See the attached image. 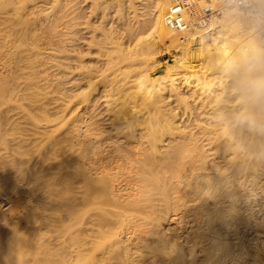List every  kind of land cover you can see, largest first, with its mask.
Listing matches in <instances>:
<instances>
[{
    "label": "bare ground",
    "instance_id": "6f19581e",
    "mask_svg": "<svg viewBox=\"0 0 264 264\" xmlns=\"http://www.w3.org/2000/svg\"><path fill=\"white\" fill-rule=\"evenodd\" d=\"M171 2L0 0V264H264L256 57L213 39L225 59L202 75L203 38L150 72Z\"/></svg>",
    "mask_w": 264,
    "mask_h": 264
},
{
    "label": "rangeland",
    "instance_id": "374dc122",
    "mask_svg": "<svg viewBox=\"0 0 264 264\" xmlns=\"http://www.w3.org/2000/svg\"><path fill=\"white\" fill-rule=\"evenodd\" d=\"M182 1L186 5V9L184 10V14H185L186 20L190 23V27L186 30H183V31L175 30L174 32H175L176 36H172V31L169 30L170 31V32L168 31L169 33L165 32L164 35L162 34L163 36L160 35V37L157 38V40L159 42L158 47H156L157 49H155V48L152 49L153 54L151 53L152 59H150L151 65H150V63L148 64L149 65L148 67H150V68H148V70L150 72H154V74H156V75L163 73L165 66L171 67L173 64L175 65V63H177V61H179L178 58L181 59L182 57L188 56L187 54L190 53V51H188L189 45H198V44L200 45V44H206L207 43L211 48H213L215 50V52H213L214 50L212 51V54H214V57L211 54L212 56L210 58L211 59L210 62H207V64L204 65V67H202V66L197 67L196 70L198 71V69H199V71L201 72L202 75L204 74V72L207 74H210V73H212L213 68H215V69H213V72L217 71L218 67H219V69H221L220 68L221 64L219 61H221L222 57L225 59V56L222 55V53H221V57H219L220 51H219V53L217 51L218 50L217 47H219V46L214 43V40H217V41H219V40H225L226 41L227 40L226 43H229V46H233L235 43H240L242 46H244L246 48V50L250 56L256 57L255 59H253L251 65L248 67L250 75H249V77H247V79L249 78L248 80L253 81V82H255V81L259 82L260 79L264 80V46L261 47L260 41L254 37V34H256L255 32H252V33L250 32V35L248 37H246V39L238 40L235 37V35H236L235 33H237V32H236V30H234L235 26H236V24L234 23V20H237L239 18L240 20L242 19V20L250 21L251 23L252 22H254V23L258 22L259 27L262 29L261 30L260 28H258V32L260 33V31H263L264 30V0H255L257 2V7L255 10L249 11V12L248 11L243 12L239 9H236L233 7H228L220 15H212L211 18L206 22L205 25H203V23H200L199 18L203 15V11L205 10L206 7H212L215 9L216 6L218 5V1L217 0H213V1L212 0H182ZM170 2H171V4H173V0H170ZM171 6L172 5H170V7ZM223 26H224L225 31L227 32V34H224V36L222 35L223 33H219V34L217 33L218 28L221 29V27H223ZM226 26H227V29H226ZM233 31H235V33ZM148 32H147V34L142 35L141 38L143 40H147L149 38L151 39L152 37H156L158 35L156 30H153V29L151 31L149 30ZM199 34L202 37H200ZM229 34H230V36H229ZM228 37H230V38H228ZM203 38L205 39V41L207 40L206 43H205ZM253 42H256V44H252ZM231 49L232 48H230V50ZM217 53L219 55H217ZM215 55H217L219 57V59H216L218 57L215 58ZM174 58L176 60H174ZM212 59L216 60V62H214V63L216 64L218 62L219 65L218 64L215 65L213 63ZM155 62H159L161 64L160 65H159V63L155 64ZM211 63H213V64H211ZM153 65H155V66H153ZM157 66H158V68H157ZM155 67H156V69H155ZM207 68L210 69L209 72H208ZM177 70H179V69H177ZM175 72L177 73L178 71H175ZM175 72L173 71V73H175ZM190 74L191 73H189V75L184 74L183 77L186 76V78L184 77V78H181L179 80H175L176 82L175 81L174 82L176 83V85L180 86L182 84L181 86H184V84L192 82L193 77L195 78L194 74H196V73H194L192 75H190ZM218 74L220 75L221 73H218ZM219 75H217V74L215 75V76H217L216 77L217 79H220V78H222L220 80L226 79V77L225 78L223 77V74L220 75V78H219ZM204 76H206V75H204ZM189 77H190V79H189ZM209 78L210 77H208L207 79H209ZM186 79L188 82H186ZM194 80L195 79H193V81ZM212 80L213 81L215 80V81L213 83H210L209 85H213L215 82L219 81V80L214 79V77H213L211 79V81H209V82H212ZM218 84L213 85L216 88H214L212 86L213 87L212 90H214V91L211 90V86H210V89H208V90H211V92L207 91L208 96L214 95L215 90L217 92H218V90L219 91L221 90L222 87L219 88V86H222V85L219 84V86H218ZM223 84H226V83H223ZM260 95L263 96L262 98H264V83H263V88L260 91ZM196 96H198L197 93L194 96L188 94V96H186V98L190 101L191 99H193ZM249 96H250L249 98H255L256 97L254 93L249 95ZM200 98L207 99L208 97H207V94H205V95H201ZM225 100L222 102V104L224 105L223 107H225V104H226V107H225L226 109L229 110V108H230V110H235V111L237 110V108L233 107V106L235 104L239 103V101H240L239 98H236V96L232 95V96L227 97V99L225 98ZM229 101H231L232 103H230ZM250 102H251V100H250ZM227 105H228V108H227ZM207 107H206V109H203V110L208 111V112H217V109L220 108L221 106L218 105L217 102L216 103L213 102L210 106H208V104H207ZM255 108H257V107H255ZM243 113H245V110H243L241 112V114H243ZM213 114L215 115L217 113H213ZM234 114H236V112H234Z\"/></svg>",
    "mask_w": 264,
    "mask_h": 264
},
{
    "label": "built area",
    "instance_id": "2783aa9c",
    "mask_svg": "<svg viewBox=\"0 0 264 264\" xmlns=\"http://www.w3.org/2000/svg\"><path fill=\"white\" fill-rule=\"evenodd\" d=\"M216 8L206 7L203 15L199 18L200 23L206 24L212 15H220L228 7H233L241 11H253L257 7L255 0H217ZM171 10L168 14V25L178 31L186 30L190 27V23L186 20L184 10L186 5L182 0H173Z\"/></svg>",
    "mask_w": 264,
    "mask_h": 264
}]
</instances>
